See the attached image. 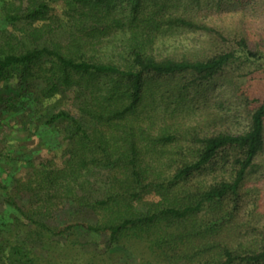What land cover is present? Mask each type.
I'll return each instance as SVG.
<instances>
[{"label":"trees","instance_id":"1","mask_svg":"<svg viewBox=\"0 0 264 264\" xmlns=\"http://www.w3.org/2000/svg\"><path fill=\"white\" fill-rule=\"evenodd\" d=\"M71 1L66 43L0 44V116L25 122L26 139L55 134L47 149L61 150L59 162L0 151V264H264V95L242 81L264 54L194 21L184 0ZM48 10L31 0L25 18ZM177 30L221 48L152 52ZM69 91L84 97L79 115L60 105ZM216 91L241 93L238 133L201 126ZM83 233L108 246L86 250Z\"/></svg>","mask_w":264,"mask_h":264},{"label":"rangeland","instance_id":"2","mask_svg":"<svg viewBox=\"0 0 264 264\" xmlns=\"http://www.w3.org/2000/svg\"><path fill=\"white\" fill-rule=\"evenodd\" d=\"M30 1L0 0V44L9 42L17 51H23L27 48L50 47L52 43H66L70 34L75 32L70 19L73 10L76 8L73 2L71 0H38V2L49 4V10L45 20L31 22L25 18L26 8ZM182 3L186 7L181 9H186L187 14L194 21L211 27L226 37H244L248 40L251 48L264 54V0H199L194 2L184 0ZM18 8L20 11L17 10ZM9 14L12 16L17 14L18 20L12 21L6 18ZM42 28L41 36L39 38L34 37L36 31ZM220 48L215 43V37L209 33L177 30L155 42L152 45V52L157 55H171L178 58L183 56L205 57ZM247 72L249 74L242 80L244 86L250 90L248 85L251 84V90L264 95V64H251L247 68ZM16 81L17 77L13 75L7 83L14 85ZM79 96L77 92L74 94L69 91L62 95L60 105L66 110H71L75 115H79L78 108L82 98H84ZM20 108L19 111H21ZM245 109V102L240 92L223 93L216 91L215 96L208 101V109L205 112L200 111L204 116L199 122L205 131L227 129L233 133H238L246 126ZM190 123H193V120L190 119ZM24 126L25 122L23 123L21 119H17L16 123V119L13 120L11 115L0 116V151L5 149V152H8L14 150L15 147H22L23 150L34 151L37 162L46 159L59 162L61 150L58 148L56 152H51L52 150L47 149L55 146L56 135L50 133L47 139L46 136L33 135L26 139L23 133ZM45 140H47V144ZM1 162L7 163L8 161L2 160ZM20 173L23 174L24 171L21 170ZM261 176H263L260 179L263 187L264 170ZM58 215V213L54 215V219L58 218L57 222L62 218ZM86 217L88 216L84 213L75 216L77 219H85ZM81 242L86 244V250H92L96 247L103 249L104 246H108L103 240L84 233L81 236ZM93 242L95 244H92ZM112 250L117 258L127 259L124 252H119L120 250L117 251L115 248Z\"/></svg>","mask_w":264,"mask_h":264}]
</instances>
